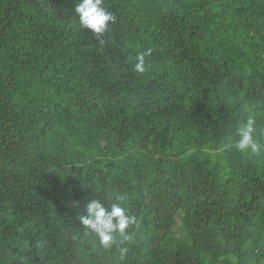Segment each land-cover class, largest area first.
I'll return each mask as SVG.
<instances>
[{"label": "trees", "instance_id": "obj_1", "mask_svg": "<svg viewBox=\"0 0 264 264\" xmlns=\"http://www.w3.org/2000/svg\"><path fill=\"white\" fill-rule=\"evenodd\" d=\"M80 2L0 0V264H264V0Z\"/></svg>", "mask_w": 264, "mask_h": 264}, {"label": "clouds", "instance_id": "obj_2", "mask_svg": "<svg viewBox=\"0 0 264 264\" xmlns=\"http://www.w3.org/2000/svg\"><path fill=\"white\" fill-rule=\"evenodd\" d=\"M76 13L80 23L98 35L108 30L110 22H115V16L103 7V0H81L76 7ZM144 55L140 54L136 58L134 70L137 72L146 70ZM256 133V121L249 117L237 130L239 139L236 141V147L241 152L259 154L262 149L257 142ZM120 199L123 200V197ZM81 222L96 234L103 247L111 248L117 233L125 240L131 238L127 229L135 222V217L129 215L121 204H113L111 209H108L100 201L93 200L87 205V215L81 217Z\"/></svg>", "mask_w": 264, "mask_h": 264}]
</instances>
